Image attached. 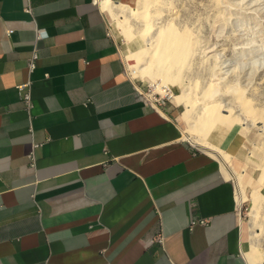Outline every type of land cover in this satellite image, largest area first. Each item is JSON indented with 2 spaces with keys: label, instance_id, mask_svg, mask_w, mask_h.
<instances>
[{
  "label": "crops",
  "instance_id": "crops-1",
  "mask_svg": "<svg viewBox=\"0 0 264 264\" xmlns=\"http://www.w3.org/2000/svg\"><path fill=\"white\" fill-rule=\"evenodd\" d=\"M98 1L0 0V264H249L233 178L144 101Z\"/></svg>",
  "mask_w": 264,
  "mask_h": 264
},
{
  "label": "bare ground",
  "instance_id": "bare-ground-1",
  "mask_svg": "<svg viewBox=\"0 0 264 264\" xmlns=\"http://www.w3.org/2000/svg\"><path fill=\"white\" fill-rule=\"evenodd\" d=\"M98 2H100L101 8L112 16L126 39L134 44L133 48L123 53L131 77L140 75L154 80L153 84L150 83L152 89L158 90L162 95L170 92L169 87L167 88L168 83L176 84L180 88L181 92L176 97L179 101L185 103L191 116L190 128L193 132V142L205 147L206 150L221 154L222 160L225 162L224 169L226 171L229 169L237 177L240 186L239 197H237L239 204L243 200L244 183L242 176L245 170L237 171L231 166L229 158L231 155L223 149L220 142L224 139L226 143L236 132L248 135L250 133L249 128L246 129L249 133L242 130L244 124L253 126L256 135L261 138L259 142L253 140L249 143V149L259 158L261 168L259 179L255 181V192L259 200L264 202V97H262L264 95L262 94L264 83H261L264 82V73L260 77L257 75L259 77L257 82L253 78L254 82L251 81L252 77L249 75L252 68L249 69L250 71L246 70L247 67L242 68L240 71V74L242 72L241 76H239V73V75L236 74V71L230 73L226 69H222L223 65L220 66L217 62V49L213 50V46H207L203 50L200 49L199 36H197L199 34L193 31L194 35L191 32V27L187 26L188 24L179 21L178 12L172 10V4L170 5L172 1L170 0H136L134 7L130 5L131 3L128 4L122 0H99ZM230 2L231 0H211L209 4L213 20L217 22L211 23V29L216 31V33L214 32L216 36L228 34L224 30ZM243 53L239 51L237 55L240 54L241 57ZM205 61L210 66L204 63ZM194 62H203L204 66L205 64L208 66L206 73V70L202 71L206 75V79L202 78L201 72L198 75L201 76L200 78L193 74L192 71L196 70L194 67L193 70L191 68ZM191 72L193 75H191ZM261 84L262 86H259ZM259 87L263 90L261 94L259 93L261 91H259L261 89ZM251 93L262 95L261 101L252 100L254 98H252ZM169 95L171 96V94ZM143 98L149 100L152 105L157 106L155 95L152 92H146ZM221 107H226L225 110L228 112L227 116L229 118L218 115L220 112H224ZM246 109L251 110L249 112L251 115L246 116ZM216 110H218L217 112L220 110V112L217 114ZM233 117L245 120L240 121L233 119ZM211 130L217 132L218 139H211L209 136ZM257 212L258 210L253 208L254 220L258 214ZM240 223L242 240L250 244L249 248L243 249L249 264L263 263L264 253L262 254L260 249L251 244L252 236L250 234L251 237L248 239V231L241 218Z\"/></svg>",
  "mask_w": 264,
  "mask_h": 264
},
{
  "label": "rangeland",
  "instance_id": "rangeland-1",
  "mask_svg": "<svg viewBox=\"0 0 264 264\" xmlns=\"http://www.w3.org/2000/svg\"><path fill=\"white\" fill-rule=\"evenodd\" d=\"M122 1H125L128 4L131 3L130 5H132L133 7L136 4L135 2L136 0H122ZM170 1H172L170 2V5L172 4V10H175L178 12V18L180 19L179 21L181 23L185 22L184 24L186 25L188 24L187 26L191 27L192 29L191 32L193 34H194L193 31L199 34L197 36H199L200 49L203 50L207 46H211V47L213 46V50L217 49V55H218L217 62H218V65L220 66L223 65L221 67L222 69H226L230 73H233L236 71L237 72L236 74L238 73L240 74V71L242 70V68L247 67L246 70H249L250 68H252L251 71L249 70L250 71L249 75H251L252 77V78L250 77L252 79L250 80L255 82V80L253 79L255 78L256 82L259 81L260 75L263 76V73H264V0H231L229 4V8H228L229 13L227 14L225 30H224V31H227L228 34H221L220 36L219 35L216 36V34H214V32L216 33V31H213L211 29V23L216 22L213 20V15L211 14L212 12L209 9V4L211 0H170ZM105 12L108 17V24L110 27V31L117 40L120 52L122 51L121 55H122V58L125 64V70L126 72L129 73L130 70L127 65L126 59L123 57V53L133 48L134 44L132 42H129L126 39L125 35L121 32V29L114 22L112 16L107 11ZM261 23L263 26L261 25ZM224 31L222 30V32ZM216 37L218 38V40ZM227 37L229 38L225 39ZM239 51L244 52L243 55H241V57H240V54L237 55V52ZM204 63L210 66L206 61ZM202 64L203 62L202 63L194 62L191 68L193 70V67H194V69H196L197 72L195 73L196 70L192 71L191 69L190 71H192L194 75H197V77H199L198 75H200L199 73L201 72L202 78L204 77V79H206V75L203 72L206 70L208 66L206 64L205 66L204 64L203 65ZM201 66H203L204 68ZM192 72H191V75H193ZM206 72L207 70L205 71V73ZM241 74L239 76H241ZM132 77L133 79L136 80V84L143 85V88L145 91L149 92L151 90L152 88L151 84L154 83V80H150L146 76L143 77L140 75H137L135 77L132 76ZM261 83L263 84L264 82H261ZM262 84L259 86H262ZM167 88L170 90L168 94H171V96H169L168 100H166L164 105L169 104V103H173L176 105V111L178 114H180L179 119L183 125L182 126L183 139L187 141L188 143L192 144L196 149L207 151L220 159L222 171L224 172V174L228 175L229 177L234 178L235 187H236V196L239 197V187L240 186H239L237 177L228 168H227L228 169L227 171L224 169L225 162L224 160H222L223 158L221 154L210 151L208 149L206 150L205 147H202L193 142V132L190 128L191 116L188 112V109L185 103L179 101L176 97L181 92L180 88L176 84H173V83H168ZM262 88H264V85L262 86ZM262 88L259 89V91L261 90L260 92L257 90L260 94L263 91ZM257 93L256 94L253 93L254 97H253V94L251 93L252 98H254L252 100L261 101L262 95L261 96L260 94L257 95ZM262 94H264V92H262ZM262 97H264V95ZM253 102H257V101H253ZM225 109L226 107H221V110L224 112H220L219 110L222 116L220 115L219 112H217L218 110H216V113L217 114L219 113L218 115L220 117L226 118L228 112ZM249 112H251V110L246 109L245 111L246 116L251 115ZM216 113L215 115H217ZM227 118L229 117L227 116ZM233 119H237L240 121L245 120V119L237 118V117H233ZM246 129H248L250 133ZM242 130L243 132H248L249 134L248 135L244 134L245 142L243 144L240 154H242L244 162H245L244 167L246 168L248 172H252L255 180L251 182L253 186L248 185L247 187H245V190H243L244 193H243L242 202H240V204L237 202L238 209L241 208V210L239 211V215L243 223L246 225V230L248 231L247 232L248 239H250V237L252 236V241H250L251 244H253L258 249H260L261 253L263 254L264 253V228H263L264 227V219H263L264 218V202L259 200L257 193L255 192L256 191L255 181L259 179V176L261 174V168L259 165L260 160L257 157V155L254 152L250 151L249 149V143H251V141L255 140L256 142H259L261 141V138L260 136L256 135V131H254L253 126H251L250 124H247V125L244 124V128ZM217 135L218 134L215 130L210 131L209 136L211 137V139H218ZM220 145L223 147V149H225L224 139L220 142ZM229 158H231V156ZM241 169H244V168H241ZM245 176H246V171H244L243 176H242L243 183L246 182L244 181ZM252 202H254L253 203L254 205L252 204ZM253 208L258 210L257 212L258 214L255 220L252 214ZM258 227L259 228L262 227V228L259 229ZM249 247H250V244L246 243L245 249ZM260 264H264V262Z\"/></svg>",
  "mask_w": 264,
  "mask_h": 264
},
{
  "label": "built area",
  "instance_id": "built-area-1",
  "mask_svg": "<svg viewBox=\"0 0 264 264\" xmlns=\"http://www.w3.org/2000/svg\"><path fill=\"white\" fill-rule=\"evenodd\" d=\"M38 32H39V34H40L41 36L45 34V31L42 30V29H38ZM35 56H36V53L34 52L33 55H32V57L29 59V65H30V68H31V69L34 67V61H33V58H34ZM28 85H29L28 82H23V83L17 85V89H18V91H19V93H20L22 99H23L28 105H30V104H31L30 93H29V91H28L27 88H26ZM136 89H137L142 95H144L146 92H148V91H145V90H144L143 85H138V84H136ZM149 92H152L153 95H155V98H156L155 101H156L157 106L152 105V104L150 103V101L147 100V99H145V98H144V101H145L146 103H148L149 105H151V106H152L153 108H155V109H162V108H163V105L165 104L166 100H168V98H169L170 95H169V94H164V95H162L161 92H159V91H157V90H153L152 88H151V90H150ZM30 158H31V160L33 159L32 154H30ZM232 178H233V177H232ZM233 182H234V187H235V181H234V178H233ZM235 192H236V187H235ZM240 210H241V208H240V209L237 208L238 214H239V211H240ZM239 216H240V215H239ZM200 221H201L202 223H205L207 220H205V219H201Z\"/></svg>",
  "mask_w": 264,
  "mask_h": 264
}]
</instances>
